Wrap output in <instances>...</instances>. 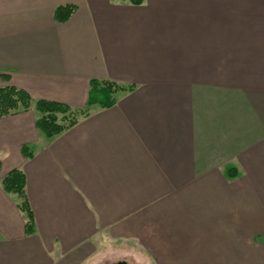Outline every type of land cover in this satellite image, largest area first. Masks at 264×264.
Instances as JSON below:
<instances>
[{"label":"crops","instance_id":"1","mask_svg":"<svg viewBox=\"0 0 264 264\" xmlns=\"http://www.w3.org/2000/svg\"><path fill=\"white\" fill-rule=\"evenodd\" d=\"M95 79L125 90L51 138L34 107L0 117V264H95L121 237L157 264H264V0H0V87L79 108Z\"/></svg>","mask_w":264,"mask_h":264},{"label":"trees","instance_id":"2","mask_svg":"<svg viewBox=\"0 0 264 264\" xmlns=\"http://www.w3.org/2000/svg\"><path fill=\"white\" fill-rule=\"evenodd\" d=\"M134 4H141L144 0H130ZM75 5H60L56 8L54 17L57 21L63 22L70 18L75 10ZM7 77V76H5ZM125 90V87L114 81L92 80L88 103L84 107H72L67 103L32 98L30 93L15 85H6L0 87V117L14 115L20 112L28 111L32 107L37 111V128L48 138L64 132L71 128L82 117L90 114V106L98 104L101 107H110L117 101L116 93ZM26 158L32 157L33 153L28 145L22 147ZM0 160V168H1ZM230 176L235 175L236 170L228 169ZM3 188L8 193L18 195V207L25 215L26 233L35 232L34 211L26 193V176L21 169L9 171L2 179Z\"/></svg>","mask_w":264,"mask_h":264},{"label":"rangeland","instance_id":"3","mask_svg":"<svg viewBox=\"0 0 264 264\" xmlns=\"http://www.w3.org/2000/svg\"><path fill=\"white\" fill-rule=\"evenodd\" d=\"M137 247L138 246L136 245V242L134 241L133 238L121 237L119 239H112L109 241L108 246L105 244L103 247L97 246V252L95 254V259H94L95 264H100L101 259H108L109 261H115V259H119V258L127 259L130 264H157L151 260L149 256V252L146 251L147 247L140 249L142 252L141 251L138 252Z\"/></svg>","mask_w":264,"mask_h":264},{"label":"flooded vegetation","instance_id":"4","mask_svg":"<svg viewBox=\"0 0 264 264\" xmlns=\"http://www.w3.org/2000/svg\"><path fill=\"white\" fill-rule=\"evenodd\" d=\"M109 264H129L126 260H118L114 263H109Z\"/></svg>","mask_w":264,"mask_h":264}]
</instances>
